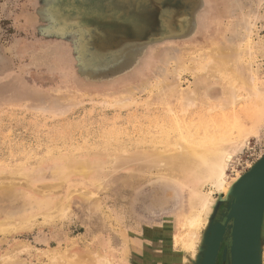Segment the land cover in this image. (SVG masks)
Here are the masks:
<instances>
[{
	"label": "rangeland",
	"instance_id": "obj_1",
	"mask_svg": "<svg viewBox=\"0 0 264 264\" xmlns=\"http://www.w3.org/2000/svg\"><path fill=\"white\" fill-rule=\"evenodd\" d=\"M143 1L0 0V190L10 188L0 191V264H73L67 258L85 251L99 264H181L187 255L175 239L192 185L171 167L148 161L139 169L141 151L218 130L243 143L226 185L264 157V0H206L204 15L200 0H160L162 10L153 9L159 0ZM175 12L188 31L194 16L202 19L197 41L166 40ZM125 40L152 50L140 78L126 88L90 82L82 64L108 71ZM215 46L237 53L234 68L246 81L232 83L237 102L228 105L225 77L205 82L191 105L168 98V83L183 90L194 82L190 70L175 79L168 60L199 59ZM70 161L88 174L62 176ZM212 196L220 199L213 220L223 224L227 191ZM228 237L229 227L215 264H229Z\"/></svg>",
	"mask_w": 264,
	"mask_h": 264
},
{
	"label": "bare ground",
	"instance_id": "obj_2",
	"mask_svg": "<svg viewBox=\"0 0 264 264\" xmlns=\"http://www.w3.org/2000/svg\"><path fill=\"white\" fill-rule=\"evenodd\" d=\"M146 1L153 4L154 6L156 4L158 5V3H156V0H146ZM192 1L193 0H188L190 4H192ZM200 2L202 4V8L199 13H202L203 15V11L205 12V8L207 7L206 6L207 2L206 0H200ZM159 8L160 7H158L157 9ZM194 18L196 20H199L198 14L197 16H194ZM175 19L176 20L174 21H176V23L180 22L181 17L179 16V14L176 16ZM201 21L202 19L198 21L199 24L198 26H196L194 23H191V25L189 26L190 28L189 31L187 30L188 28L186 29V27L184 26L185 28L182 29V32L180 34L170 31L169 30L170 27H169L168 28L169 33L165 37L166 40L180 42V41H186L188 39L191 40L194 39L192 41H197L196 39H199L198 36L200 35ZM171 22L168 23V26L170 25ZM179 26L181 25L179 24ZM185 30H187L186 33H184ZM125 43L128 44L121 45L123 51L122 52L120 51L121 53H118L113 57L114 61H117L119 59L120 62H115V64H112V62L106 64L108 67L109 66L112 67L109 68L108 71L107 70L97 71L94 69V67L88 66V64H90L89 62L88 64H82L81 71L85 75V77L90 82L96 80L100 81L103 79H110L108 80V82L114 81L115 83H117L115 86L117 87L120 86L122 88H126L125 85H130L129 84L131 83L130 79H132L134 76L136 79L140 78L141 71L147 66L149 52L151 48L142 40H132V41L125 40ZM236 54L230 53L228 51L226 52L225 47L223 46H218V47L215 46L210 48L207 52L199 55L198 57L199 59L193 60L192 58L191 60L188 59L190 61H187V59H183L181 57L177 59L170 58L167 62V65L170 64L173 65V69L170 74L174 76L175 79L178 80L179 79L178 75H180L178 74L179 72H184V71L186 72L187 70H190L194 75V82L183 90H179L180 86L178 82L177 83L173 82V84L172 82L168 83V85L169 84L171 85L164 88L166 92V96L170 99H173L172 97H176V99L178 98L177 100H180V102H182L184 106H188L194 103L197 91L200 89V87H202V85L205 82H210L213 79L222 80L223 77H225L226 80L224 83L227 84L228 89L230 90L229 91L230 95L229 94L227 95L229 97L228 100H230L229 101L230 104L228 105H232L235 102V100L236 102L238 100L236 94L234 93L235 90L233 85H235L236 83L237 84L244 83L245 81L242 76V73H240V71L236 72V69L234 68L238 61ZM185 62L187 63L190 62L192 63V65L187 67L185 66L186 65ZM206 95L210 100L220 99V96H218V94L215 93L213 89L212 90L208 89ZM195 135L196 137L190 136L184 138L187 140L183 139L184 143H182V145L179 144L178 142L176 143L179 145H177L176 143L174 145L171 143V141L167 140L162 144L161 142H159V145L163 146L162 151L154 148L155 150H153V152L146 149L148 150V153H146V151L143 149L145 151L144 152L145 154L142 152L143 151L142 150L140 156L138 155L137 157L136 155V157L138 158V159L136 158V163L137 162L140 163L141 166L139 167V169L144 168L143 166H145V163L147 164L148 161H149L148 164L149 165L151 164V166H153V164H157V166L159 165L158 166L159 168H163V169H167V167L168 168L171 167L172 169L182 171L183 173L185 172L187 175H185L186 177H184V179L186 178L184 182L187 183L190 182L192 185V187L190 188L189 198H188V207H189L188 212L181 216L179 223V228L181 231H183V234H180L175 239L176 244H178L181 250L185 253V255H187V258H183L181 264L203 263V255L206 251L207 244H209L215 232V228L213 225L214 224L213 218L220 204V199L213 198L212 193L213 191L220 193L223 190H225V192L227 191V193L230 191H234L243 178V176L237 175V177L234 179L233 182H231L229 185H226L227 184L226 172L228 169V164L229 162L232 161L233 156L235 154L241 152L242 150L241 144L243 143H241L238 139H233V138L225 139L222 136V133H219L218 130L216 131L214 129L210 133H208V131H204L202 134L199 135L195 134ZM139 151L137 152L135 151L133 152V154L134 153L139 154L138 153ZM123 153L124 152H122V154ZM133 154L131 156H133ZM133 157H131V159ZM126 158L128 160V157ZM113 159H112V163H110L108 166L114 164L115 160ZM125 161L126 160H124V162ZM128 162L132 163V161L129 160ZM128 162L126 161L127 164H129ZM133 162L135 163V160ZM110 167H113V165ZM63 169H64V173H62V176H65L66 174L69 175L72 173H77V174L79 173L81 175L88 174L87 173L88 165L83 163L82 164L75 163L74 161H70L66 163L61 170ZM252 169L255 168L253 167ZM141 171L142 170H140V172ZM207 185L211 188V190L209 192H204L203 188ZM6 189L10 190V188H6ZM6 189L3 188V190ZM3 190L0 191L2 192ZM71 256L73 257V254ZM71 256L68 257L67 259H69L70 261L72 260L73 264H99L97 261H95L96 259L92 256V254L89 251L88 252L85 251V253L82 255H77V256L74 255L73 258ZM100 264H110V263L109 261L107 262L105 259H103L100 261Z\"/></svg>",
	"mask_w": 264,
	"mask_h": 264
},
{
	"label": "water",
	"instance_id": "obj_3",
	"mask_svg": "<svg viewBox=\"0 0 264 264\" xmlns=\"http://www.w3.org/2000/svg\"><path fill=\"white\" fill-rule=\"evenodd\" d=\"M255 169H252V168ZM234 191L227 193L229 211L225 222L215 221L202 264H215L229 227V264H260L261 223L264 215V157L242 175Z\"/></svg>",
	"mask_w": 264,
	"mask_h": 264
},
{
	"label": "flooded vegetation",
	"instance_id": "obj_4",
	"mask_svg": "<svg viewBox=\"0 0 264 264\" xmlns=\"http://www.w3.org/2000/svg\"><path fill=\"white\" fill-rule=\"evenodd\" d=\"M122 1H123L124 3H126V4H128V3H129V4L133 3L134 5H138V1H140V0H122ZM142 1H143V0H142ZM143 2H144V1H143ZM162 2H163V1H162ZM162 2H161V4H160V8H159V9H157V8H153V9H156V10H160V9H161V10H162ZM207 4H208V2L206 3V6H207ZM150 6H151V5H150ZM151 8H152V7H151ZM205 10H206V8H205ZM203 13L205 14L204 11H203ZM204 14H203V15H204ZM177 15H178V14H177L176 12L172 14V16H171V21H172V22L170 21L171 23H170V25H169L171 29H169V30L172 31V32H175V33L180 34V33L182 32V29H184V28L186 27V25H185V27H184V25L181 23L182 18H181V20H180L179 23H176V21H174V20H176L175 18H176ZM173 18H174V19H173ZM198 21H199V20H196V19L194 20V24H195L196 26L199 25V24H198ZM168 22H169V20H168ZM201 22H202V21H201ZM201 22H200V23H201ZM134 24H136V26H137L138 28L140 27V25H139L140 23H136V22H134ZM174 24H175V25H179V24H180V25H181V26H180V29H178V30L175 29V25H174ZM182 26H183V27H182Z\"/></svg>",
	"mask_w": 264,
	"mask_h": 264
}]
</instances>
